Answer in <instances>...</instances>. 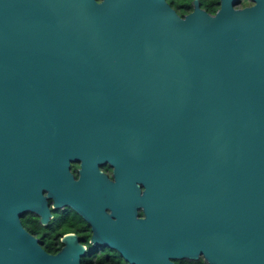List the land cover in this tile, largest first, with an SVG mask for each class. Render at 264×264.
<instances>
[{
    "label": "water",
    "instance_id": "obj_1",
    "mask_svg": "<svg viewBox=\"0 0 264 264\" xmlns=\"http://www.w3.org/2000/svg\"><path fill=\"white\" fill-rule=\"evenodd\" d=\"M251 1L209 14L194 0L182 17L168 0H0L9 222L46 216L73 182L91 190L109 163L122 183L145 178L141 205L164 231L137 264H264V0ZM1 221L0 264H55L8 246Z\"/></svg>",
    "mask_w": 264,
    "mask_h": 264
},
{
    "label": "flooded vegetation",
    "instance_id": "obj_2",
    "mask_svg": "<svg viewBox=\"0 0 264 264\" xmlns=\"http://www.w3.org/2000/svg\"><path fill=\"white\" fill-rule=\"evenodd\" d=\"M197 1L200 9L209 14H215L220 8V0ZM189 3L183 16L194 10V0H189ZM251 5V0H238L234 7ZM79 166V162L70 166L75 181L80 178ZM98 171L102 180L95 183L91 190H82L77 182H73L69 192L65 190L55 194L56 198L69 194V198H49L46 216L25 210L18 214L16 223L11 224L8 215H3L4 210L0 208V220H3L5 229L4 242L33 253L38 263L42 252L55 264L58 260L75 261L77 258L79 264H137L135 253L138 247L162 252L164 231L151 230L148 223L150 216L145 214L141 205L146 191L145 178L134 174L130 175L127 183H122L109 163L99 165ZM78 196H84L79 203ZM125 253H129L128 258ZM197 255L148 264H209L201 253Z\"/></svg>",
    "mask_w": 264,
    "mask_h": 264
},
{
    "label": "trees",
    "instance_id": "obj_3",
    "mask_svg": "<svg viewBox=\"0 0 264 264\" xmlns=\"http://www.w3.org/2000/svg\"><path fill=\"white\" fill-rule=\"evenodd\" d=\"M169 1L171 3L172 7L176 10V12L180 16H183V14L187 12V9H188L187 7L190 5L189 0H182V1L181 0H169ZM179 2L180 3L184 2L185 5L184 6L181 5ZM213 12H214V10H213Z\"/></svg>",
    "mask_w": 264,
    "mask_h": 264
},
{
    "label": "rangeland",
    "instance_id": "obj_4",
    "mask_svg": "<svg viewBox=\"0 0 264 264\" xmlns=\"http://www.w3.org/2000/svg\"><path fill=\"white\" fill-rule=\"evenodd\" d=\"M181 1H182V0H181ZM171 2H172V1H171ZM179 3H180V2H179ZM180 4H181V5H183V6L185 5V3H184V2H181Z\"/></svg>",
    "mask_w": 264,
    "mask_h": 264
}]
</instances>
